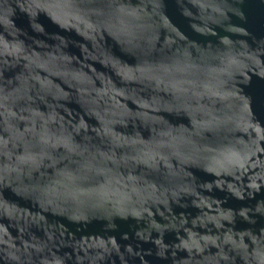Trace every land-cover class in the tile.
<instances>
[{"label": "water", "instance_id": "obj_1", "mask_svg": "<svg viewBox=\"0 0 264 264\" xmlns=\"http://www.w3.org/2000/svg\"><path fill=\"white\" fill-rule=\"evenodd\" d=\"M0 264H264V0H0Z\"/></svg>", "mask_w": 264, "mask_h": 264}]
</instances>
